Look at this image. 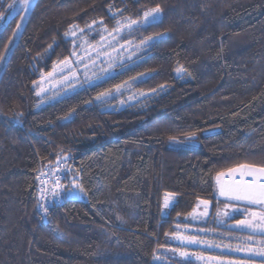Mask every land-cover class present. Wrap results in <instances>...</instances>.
Returning a JSON list of instances; mask_svg holds the SVG:
<instances>
[{
  "label": "trees",
  "instance_id": "trees-1",
  "mask_svg": "<svg viewBox=\"0 0 264 264\" xmlns=\"http://www.w3.org/2000/svg\"><path fill=\"white\" fill-rule=\"evenodd\" d=\"M19 18L0 29V264H264V234L227 228L261 209L217 197L220 174L264 167V0H34L13 36ZM93 21L73 53L65 33ZM64 157L86 200L65 186L44 218L37 178Z\"/></svg>",
  "mask_w": 264,
  "mask_h": 264
},
{
  "label": "rangeland",
  "instance_id": "rangeland-1",
  "mask_svg": "<svg viewBox=\"0 0 264 264\" xmlns=\"http://www.w3.org/2000/svg\"><path fill=\"white\" fill-rule=\"evenodd\" d=\"M34 0H30V5L27 10L21 7L19 0H13L12 5L13 7L9 8V11L5 13V16L0 18V29L3 27V25L14 15L19 14L20 18L18 22H21V27L25 23L27 16L30 12V9L32 7ZM24 17L23 21H21V17ZM92 27L89 29V25L85 28H81L79 26H76V36L72 37L71 35L65 36L66 39H68L73 46L74 52L77 53L78 47L87 41L88 37L93 34L94 32L102 31L104 30V25L101 23V21L96 22L95 24H90ZM21 27L17 30L16 36L18 35ZM79 29H83L84 31L81 32ZM69 31V30H68ZM111 38V37H110ZM109 38L110 42H115L116 43V38ZM46 85H51V81L47 82ZM197 145V142L195 138H185L183 140H174L172 141V146L177 147V148H184V147H194ZM58 166L61 168V171L68 173L69 174V179L67 181L62 180V182L59 183L58 191L62 192L64 194L65 191V186H67L66 190V196L70 199H79V200H86V195L85 193H81L78 188L74 187L73 181H75L76 184H79V178L77 174L75 173V170L69 164L68 162V157H64L60 161H58ZM57 171H55L56 173ZM242 173V172H241ZM240 171H228L223 174H220L217 178V197L219 199L227 200L225 197L219 195V187H218V180L223 183L226 186H231L234 184V182H239L238 180L241 178L243 181H247L246 183H252L256 184L258 187L259 186H264V176H261L259 181L256 180L254 176L250 175H242ZM233 183V184H232ZM164 201H165V195L163 197V205H162V214L166 215L168 209L172 205L174 201V196H172L168 207L164 206ZM200 200L198 201L197 208L196 210L190 214L188 217H186L182 222H184L185 225L188 226H193V227H199L205 225L206 221L208 220V217L210 215V203L208 202L207 205V213L205 214V205L201 203ZM228 201V200H227ZM242 204H248L252 206H257L261 210L260 211H249L248 213L244 214V217L241 220L248 221L246 224H238L237 222L233 224H228L227 228L238 230V231H245L249 232L252 234H264V205H259V204H249L246 201H234ZM255 213V215H253ZM226 219V216L221 217V215L217 216L215 219V222L217 225L224 224ZM240 220V221H241ZM249 224L252 226L250 227Z\"/></svg>",
  "mask_w": 264,
  "mask_h": 264
},
{
  "label": "snow or ice",
  "instance_id": "snow-or-ice-1",
  "mask_svg": "<svg viewBox=\"0 0 264 264\" xmlns=\"http://www.w3.org/2000/svg\"><path fill=\"white\" fill-rule=\"evenodd\" d=\"M19 2H20V5L22 8H24L25 10L28 9V7L30 5V0H19ZM13 6L14 5L10 4L9 8H11ZM160 13H161V8L159 7V5H157L155 8L151 9L150 11H146L144 13V18H145V20H147L148 18H151L152 22H158L159 18H160ZM4 16H5V13L0 12V18H2ZM23 19H24V17L22 16L21 21H23ZM95 23L96 22L93 21V24H95ZM101 23H103V22L101 21ZM131 23H136V21H132ZM20 27H21V22H18L16 29H13V36L16 35L17 30ZM88 27H89V29H91L92 26L89 25ZM76 31H77L76 26H70V29L68 32L65 33V36L67 37V36L71 35L72 37H75ZM79 31L83 32L84 30L79 29ZM11 39H12V37L9 38L10 41H11ZM53 48H54V44H50L48 46V49H53ZM5 50L6 51L8 50V45H5ZM0 59H3V56H0ZM61 63H63V61ZM48 75L51 76L52 73H48ZM120 87H121V85H117L116 86L117 90H119ZM43 94H44L43 89H39L36 93L37 96H42ZM107 95H109V93H107V92L100 93L96 97V99L101 100L102 97H105ZM194 136H195L194 133L190 134V138H194ZM241 168L246 170V172L244 174L254 176L257 181H259L261 176H264V167L255 168L254 166H251V165H242ZM73 184H74V187L78 188L81 193L85 192V189L83 188L82 185L76 184L75 181H73ZM57 187H59V185H57ZM218 187H219V195L225 197L230 202L231 201H246L249 204L264 205V186L258 187L256 184H252L251 186H249L247 184H245V185L233 184L231 186H226L218 180ZM52 191H53L54 195L59 194L56 189H53ZM173 195H174L173 193H166L165 194V201H164L165 207H168L169 202H170ZM201 203L205 205V214H206L208 201H201ZM39 207L43 210V212L45 214L48 213L49 209H48L46 204H41ZM225 207L227 208L228 205L226 204ZM224 215H228V213L225 212ZM253 215H255V213ZM237 223L238 224H246V223H248V221L241 220V221H237ZM249 226L251 227L252 225L249 224ZM189 242L190 243H198L199 241H197L195 238H191L189 240ZM182 255H186V254L182 253Z\"/></svg>",
  "mask_w": 264,
  "mask_h": 264
},
{
  "label": "built area",
  "instance_id": "built-area-1",
  "mask_svg": "<svg viewBox=\"0 0 264 264\" xmlns=\"http://www.w3.org/2000/svg\"><path fill=\"white\" fill-rule=\"evenodd\" d=\"M58 163V162H57ZM55 163L50 167H46L43 172L38 176V213L46 218L48 215L43 212V210L39 207L41 204H46L48 209L54 204H60L63 200L62 192L58 191L57 185L64 179L65 172L61 171V168L58 164ZM55 171H57L55 173ZM53 189L58 191V195L53 194ZM49 212V211H48Z\"/></svg>",
  "mask_w": 264,
  "mask_h": 264
},
{
  "label": "water",
  "instance_id": "water-1",
  "mask_svg": "<svg viewBox=\"0 0 264 264\" xmlns=\"http://www.w3.org/2000/svg\"><path fill=\"white\" fill-rule=\"evenodd\" d=\"M178 243L182 247H185V248H205L206 247V245H204L202 243H199V242L198 243H190L189 241H186V242H178ZM190 259L193 260V261H203V260L209 261L210 260L206 256H203L201 254H194V255L191 256Z\"/></svg>",
  "mask_w": 264,
  "mask_h": 264
},
{
  "label": "flooded vegetation",
  "instance_id": "flooded-vegetation-1",
  "mask_svg": "<svg viewBox=\"0 0 264 264\" xmlns=\"http://www.w3.org/2000/svg\"><path fill=\"white\" fill-rule=\"evenodd\" d=\"M197 231L193 229H186L185 232H180L178 234V242H186L189 241L190 238H196L190 234H195ZM184 250H186L188 253H190L191 249H198V248H185L183 247Z\"/></svg>",
  "mask_w": 264,
  "mask_h": 264
},
{
  "label": "crops",
  "instance_id": "crops-1",
  "mask_svg": "<svg viewBox=\"0 0 264 264\" xmlns=\"http://www.w3.org/2000/svg\"><path fill=\"white\" fill-rule=\"evenodd\" d=\"M255 168H256V167H255ZM233 170H234V171L238 170V171H240V173L242 172L243 174H242V173H241V174H242L243 176L246 175V174H244V173L246 172V170H245V169H242L241 166H240V167H237V168H235V169H232V170H230V171H233ZM246 176H247V175H246ZM238 181H239V182H236V183L234 182V184H236V185H245V184H247V185H249V186L252 185V183H246L247 181H244V180L242 181L241 178H240ZM232 184H233V183H232Z\"/></svg>",
  "mask_w": 264,
  "mask_h": 264
}]
</instances>
